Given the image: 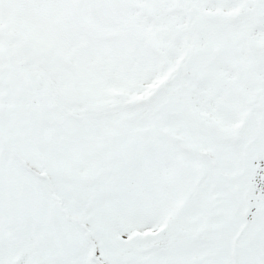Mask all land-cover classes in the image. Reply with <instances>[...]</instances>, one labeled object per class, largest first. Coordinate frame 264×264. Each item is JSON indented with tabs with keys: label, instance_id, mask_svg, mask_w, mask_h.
<instances>
[{
	"label": "snow or ice",
	"instance_id": "snow-or-ice-1",
	"mask_svg": "<svg viewBox=\"0 0 264 264\" xmlns=\"http://www.w3.org/2000/svg\"><path fill=\"white\" fill-rule=\"evenodd\" d=\"M0 264H264V0H0Z\"/></svg>",
	"mask_w": 264,
	"mask_h": 264
}]
</instances>
